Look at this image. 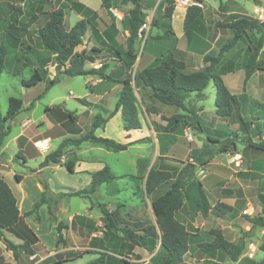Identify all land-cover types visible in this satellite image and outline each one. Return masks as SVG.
<instances>
[{
    "label": "rangeland",
    "instance_id": "rangeland-1",
    "mask_svg": "<svg viewBox=\"0 0 264 264\" xmlns=\"http://www.w3.org/2000/svg\"><path fill=\"white\" fill-rule=\"evenodd\" d=\"M78 1L52 0L44 8V11L63 8L68 29L73 27L76 21L82 17L96 23L99 30H104L111 24L118 25L119 42L116 43L115 47H118L122 53L128 50L129 33L126 30V20L134 7L132 3H125V0H109L111 10H108L103 4L100 8H97L94 2L98 0H86V4L92 8H97V12L94 11L95 15H92V13L85 15V13H79L74 9L73 4ZM173 1L176 8H178L177 10L175 9L176 13L174 12L173 14V17L174 15L175 17H172V20L169 21L163 18V9L167 5L168 0H140L145 23L150 27L144 32L143 37L138 38L135 43V50L139 59L172 51L176 57L185 60L188 72L202 70L205 66L203 56L205 54L216 56L220 47L232 35L230 31L218 28V23L225 21L229 14L235 13L264 21V0H222V2L218 0H203L205 1V4L204 2L202 4L205 12L200 24L197 25L198 30H191L186 33L183 27V20L180 19L181 7H186V5L181 4V0ZM192 1L196 2L197 0ZM37 7L38 0H24L23 2L19 0H0V45L5 40V31L8 23H26L31 15L38 13ZM257 9L263 10V14L258 13ZM115 13H121L122 16L117 17ZM44 22V16L39 14L36 23L30 28V36L22 40L23 45L18 50V53L11 54L6 59V71L0 79V113L2 117L8 111L11 97L21 99L28 107L44 91L46 83H41L34 88H26L22 84V80L30 79L35 70L41 68L40 59L49 58L51 66L55 64L53 54L40 45L37 37L38 29ZM169 25H171V29ZM168 26L170 30L168 34H165V29H168ZM85 39H87V36H85ZM257 40L258 35L254 31H250L242 42L225 54L222 62L226 63L232 60L237 66L236 71L223 77L226 86L231 93L237 95L240 101V108L233 117L223 120L216 115L215 87L213 83H210L206 88L204 91L205 97L201 101L194 94L185 95L186 105L190 109L195 107V117L192 113L174 106L153 102V100L152 103L149 100L142 101V93L137 89L136 94L140 101L138 108L142 114L141 121L145 126L144 130L149 134L151 130L149 122H151L156 132L155 135L152 134V137L158 145L154 146V144H151L150 138H148L145 143L131 146L126 151L112 152L101 146L85 143L84 147H88V149L92 147L93 150L90 152L87 149L85 150L86 152H80L83 156L104 160L114 173L122 177L115 180L111 185V188L117 192L116 196L122 199V202L118 204L112 203L109 209L114 211L118 205H122L123 201L129 203L128 206L123 204L124 206L117 209L120 213L117 221L121 227L128 226L136 230L139 229L138 225L157 226L151 207L152 200L168 190L171 183L180 174L183 173L184 177L188 178L190 172H192L190 174L191 180L185 186V205L176 214L177 220L183 223L188 231L196 235L189 252L185 255L183 264H234L227 254L205 249V244L212 240L210 231L213 229L221 230L224 237L230 242L238 243L241 240L245 242V250L239 259L241 260L239 264H258L264 255L261 250V246L264 244V227L252 228L249 220L263 215V204L260 201V197L264 196V173H261L259 177H255V174L250 172V164L252 161L257 162L259 168L261 166V171L264 172V152L255 151L243 145L249 137L254 142L264 138V134L260 136L258 133V130L264 131V128L261 126V122H258L260 124L256 128H252L247 132L239 120V117L242 116L248 122H256L262 118L264 113V74L253 76L246 91L242 89L244 65L248 55L247 47L250 41L256 43ZM29 45L31 48L27 50ZM106 57H103L100 63L106 64L109 56ZM261 58L264 59V49L261 53ZM135 65L131 71L132 76L137 70ZM95 68L99 67L95 66ZM47 71L46 81L50 80L49 75L54 76L55 73L53 67H48ZM87 78L65 76L60 84L52 87L41 100L35 103L33 109L23 110L14 120L8 123L11 126V132L5 139L4 163H8L11 172L14 171L23 177L32 176L40 182L46 193L44 195L43 192L35 204L43 196L54 198V195L66 192L65 190L82 191L87 189L89 185L84 177L70 175L66 167L64 172L59 175L44 174L36 176L34 174L36 171L34 169L35 162H30L27 166L24 165L22 159H16L17 162L12 163L10 159L16 157L19 152L18 142L14 138L21 132L20 126L26 119H31L32 121V124L27 129V137L30 134L44 133L47 128L43 124L40 125V122L46 114L45 109L48 106L55 105H60L58 109L65 114H63L65 120L63 121L62 129L70 132L73 136L70 139L78 138L90 131L94 119L89 114H82L84 107L73 98L89 96ZM148 95L151 96L150 93ZM253 95H255L257 101L252 99ZM91 99L92 97H88V100ZM101 105L99 104L98 106L101 107ZM147 105L158 107L160 116H150L145 113ZM64 107L77 113L79 117L71 120ZM173 116H177L178 121L169 120ZM103 117L107 118L104 114ZM122 124L123 120L121 116H118L110 120L106 127L97 129L96 136L124 143ZM227 133H233L228 139L237 143L236 150L222 151L223 142L210 143L208 140V136L220 139V137H226ZM60 144L61 141L59 139L58 141L54 140L51 143V147L56 149ZM206 145L215 149L217 155L213 159H209L205 166H202L197 162L196 156ZM48 154L45 153L43 155L47 156ZM235 155L241 158L240 166L232 163ZM69 158L73 159L74 157ZM187 165H189L190 169L187 172H183ZM152 167L167 169L173 176L157 192L149 196L145 193L144 178ZM12 179L11 184L14 186L16 180L14 177ZM25 185L27 188L31 187V180H26ZM45 185H48L49 190H45ZM61 185L65 186L66 189L61 188ZM103 191L101 189V195H104ZM113 196L110 198L112 201L115 200ZM54 199L57 200V198ZM60 201H62L64 210L61 220H66L69 212L83 214L84 210L90 207L89 201L82 197L63 196ZM220 202L232 205L235 208L236 216H233L232 213L227 215L218 213L214 206ZM42 209L45 210V215H43ZM98 211L101 213L100 208H98ZM33 213H35V219L43 221V227L40 232L43 240L52 245L56 241L53 234L57 236L58 232L55 223L50 218L49 203L40 204ZM83 221L84 224H87L85 220ZM85 231L89 237L95 235L93 240L96 243L102 241L105 233L103 226H95L94 222L89 228L86 227ZM63 233L66 235V230H63ZM87 238L84 236L80 241L85 243ZM110 240L115 245V247H112L114 253L128 255L127 253L125 254L126 249L122 247V245H126L125 242H128L127 236L118 233L111 235ZM65 241L70 246L78 243V239L71 232L67 233ZM141 251L144 256H151L150 253ZM156 252L153 253V257Z\"/></svg>",
    "mask_w": 264,
    "mask_h": 264
},
{
    "label": "trees",
    "instance_id": "trees-1",
    "mask_svg": "<svg viewBox=\"0 0 264 264\" xmlns=\"http://www.w3.org/2000/svg\"><path fill=\"white\" fill-rule=\"evenodd\" d=\"M19 1L23 2L24 0ZM101 1L106 9L111 10L109 0ZM218 1L222 2V0ZM51 2L52 0H38V13L31 15L29 20L24 24H18L17 22L8 23L5 31V40L0 45L1 79L2 74L6 71V59L11 54L18 53V50L23 45L22 40L30 36V28L36 23L39 14L44 16L45 22L38 29L37 37L40 45L54 55L55 75L53 79L46 81L48 73L46 66L50 62V60H48L46 63L42 64L40 69L35 70L30 79L22 80V84L26 88L35 87L42 82L46 83L44 91L31 102L28 107L29 109H33L35 103L41 100L52 87L60 84L62 76H69L72 78L98 76L102 79H111V77L106 74L107 65L102 64L100 68L87 69L86 64L94 63L95 56H91L86 51L77 52V48L84 44V38L88 30H91L92 35H96L99 32L96 23L84 17L77 21L72 28L68 29L65 23L66 14L63 8L60 7L52 11H44V8ZM124 2L132 3L134 7L126 20V30L129 33L128 50L123 53L118 51L117 55L120 56L119 58L123 61V69L129 71V73L124 79L118 81L122 85V89L115 105V110L112 113V115L117 112L121 113L123 129L125 131L142 129L138 108L140 101L136 95L137 89L149 90L151 94V103L153 100V102L155 101L164 105L174 106L183 111L192 113L195 117V107L190 109L186 105L185 95L195 94L201 101L205 96L204 91L210 83H213L215 87L216 115L223 120L233 117L240 108V101L237 95L231 93L226 86L223 76L236 71L237 66L232 60L226 63L222 62L225 54L236 47L238 43L242 42L250 31H254L258 35L256 43L250 41L247 47L248 55L244 65L242 87L243 91H246L247 85L253 75L257 72H264V59L261 58V53L264 48V21L235 13L229 14L225 21L218 23V28L230 31L232 36L220 47L216 56L210 54H205L203 56L205 66L202 70L188 72L185 60L176 57L174 52L169 51L166 54H158V57L151 66L143 70H136L135 74L132 76L131 71L138 57L135 50V43L139 38L141 27L145 24V17L140 0H125ZM202 4L203 0H197L193 5L187 7L183 22L184 31L186 33L191 30H198L197 25L200 24L203 17ZM73 6L79 13H85V15L92 13V15H95L94 11L81 3L76 2ZM175 9V2L173 0H168L167 5L163 9V18L169 21L172 20ZM169 26L171 29V25ZM169 26L168 29H165V34H168L170 30ZM115 27V25H112L110 29L104 31L110 42H114L118 33ZM113 31H115V34H112ZM30 48V45L27 46V50H30ZM22 110L23 101L11 97L9 99V108L6 115L2 117L0 113V148L11 130L8 123L14 120ZM145 110L148 115L158 114V110L154 106L151 107L147 105ZM171 119L178 121L177 116H173L169 120ZM239 120L247 132L252 128H256V126L260 124L258 122H261V126L264 128V113L262 118L256 122H248L242 116L239 117ZM107 121L108 119L97 114L90 131L82 134L78 138L63 140L56 151L45 157L44 161L41 163V167L47 166L50 163L61 164L66 167L70 173H73L75 166L74 162L69 161L63 164L61 162L64 155V148L68 144L80 146L85 142H89L112 152H122L126 151L132 145L145 143L148 140V138H144L129 144H122L113 139L96 136L95 131L103 127ZM258 133L260 136H263L262 134H264V131L258 130ZM232 134L233 133H227L226 137H220V139H214L208 136V140L210 143L223 142L222 151L227 152L230 149L236 150L237 143L228 139ZM243 145L249 149L264 152V138H261L258 142H254L249 137ZM216 155L217 151L212 149L209 145H206L197 153L196 160L200 165L205 166L208 160L213 159ZM16 158L24 159L23 152H18ZM189 169L190 167L187 165L183 172H187ZM191 173L192 172H190V174ZM190 174L188 178H185L183 173L180 174L179 177L171 183L168 190L152 200L151 207L155 215L157 226L138 225V230L128 226L121 227L117 221L120 213L117 210L110 211L106 205H99L105 228L104 239L108 240L111 238V235L122 233L128 237L129 243L128 245L126 244V246H128L129 249H134L136 246H139L151 253L157 251L151 260V264H183L185 255L189 252L191 244L194 242V238H196V235L188 231L186 226L176 218V214L181 211L185 205V186L188 181L191 180ZM172 176V173L167 169H156L152 167L145 180L146 195L152 196L161 186L170 181ZM259 176V174H255V177ZM117 178L116 174L106 166L104 169L92 174V181L87 189L70 192L68 194L60 193L59 195H54V198H57V200L53 197L46 198L43 196L42 199L34 205L32 212H35L40 204L49 203L50 218L51 221L55 223L58 232V245L62 244L65 242L63 230H66L68 227L55 216L57 205L61 198L65 195L86 198L88 195L94 194L102 184L110 183ZM16 179L20 181L21 176L16 175ZM46 189L49 190L48 185H45V190ZM45 193L46 192H44V195ZM260 201L263 204V215L249 219L252 228L264 227V196L260 197ZM122 206L123 205H118V208ZM214 208L221 215L232 213L233 216H236L235 208L231 205L220 202L217 203ZM17 225L25 226L27 233L29 232V240L25 241L21 247L25 249L27 253L31 254V245L36 243L38 239L24 224L23 217L20 215L18 201L11 188L3 179H0V240L5 239V231L11 230ZM210 235L212 236V240L205 244L206 250L215 252L220 251L227 254L231 261H239L245 250V242L243 240L238 243L230 242L219 229L211 230ZM158 246L159 248L157 249ZM7 247L16 255L19 246L7 241ZM261 250L264 253V244L261 246ZM87 264L131 263L124 258L120 259L107 253H100L96 259ZM258 264H264V255Z\"/></svg>",
    "mask_w": 264,
    "mask_h": 264
},
{
    "label": "crops",
    "instance_id": "crops-1",
    "mask_svg": "<svg viewBox=\"0 0 264 264\" xmlns=\"http://www.w3.org/2000/svg\"><path fill=\"white\" fill-rule=\"evenodd\" d=\"M85 1L86 0H79L78 3L85 5L87 8L95 12H97L98 7L100 8L102 6L101 0L94 2V5H96L97 8L90 7L88 4H86ZM255 1H258V0H255ZM203 2L205 4V1ZM187 7L188 6L181 7L180 19L183 20V22H184ZM202 7H203V13H204L205 12L204 6L202 5ZM176 10H175V13H176ZM83 18L84 17L78 19L77 21ZM112 25L113 24H111L109 27L105 28L104 30L98 29L99 32L96 35H92L91 30H88L86 34L87 39L84 38V44L77 48V52L86 51L91 56L93 57L95 56L94 63L86 64L87 69L95 68V66H98L100 68L102 65V63L100 62L102 61L103 57L109 56L105 65H107L106 74L110 76L111 79H102L98 76H87L88 77L87 84H88V88L90 92L89 96L85 98L73 97L84 107L82 114H85V115L89 114V116L92 117L93 119H95V116L97 114L102 115V117H103V114L106 115L107 117L106 119H108V121L106 124H104L103 127H106L109 124L110 120L117 118L118 116H121L120 112H117L113 115L112 113L115 110V105L119 99L121 89H122V85L118 81L124 79L129 73V71H125L123 69V61L119 58L120 56L117 55L118 51L121 52L118 47H115L116 45L115 43L119 42V36H118L119 33H117L114 39V42H110L109 38L104 33V31L107 29H110ZM115 28H116V31H119L118 25H116ZM112 34H115V31H113ZM231 36L229 38H231ZM157 57L158 56L156 55H149L145 59H139L138 57L135 68L137 70L146 69L154 63ZM53 58H54V55H53ZM48 60L50 59L49 58L40 59L39 60L40 66H42L43 63H46ZM48 67L50 68L53 67V70L55 71V64L54 66H51V60L46 66V69ZM263 74L264 72H257L253 76L255 75L261 76ZM49 77L51 80L53 79L54 76L49 75ZM64 77L65 76H62L61 81ZM42 83H45V82H42ZM139 91L142 93V96H143L142 101H147V100L151 101L150 96L148 95L149 90L140 89ZM88 97H92V99L88 100ZM252 99L257 101L255 95L252 96ZM80 100H82L83 102ZM255 103L256 105H258L257 102ZM99 104H102L101 107L98 106ZM58 106L55 105L51 107L50 106L46 107L45 109L46 114L40 122V125L43 124L47 128V130L44 133L35 134V135L30 134L29 137H27V133H28L27 129L32 124V121L31 119H26V121H24L20 126L21 132L14 138V140L18 142L17 147H18L19 152L20 151L23 152L24 159L22 160H23L24 165L28 166L30 162H35L34 169H36V171L34 172V174L36 176H41L44 174H58L59 175L64 172L65 167L62 166L61 164L50 163L47 166L41 167V163L44 161L46 157V155H43V154L45 153L50 154L58 149V148L52 149L51 147L52 141L54 140L58 141L59 139L62 143L63 140L68 139V138L70 139V137H73L69 131L66 132L62 129L63 121L65 120V116H64L65 114L62 113L58 109L60 108ZM28 107L23 103V110L25 109L30 110ZM156 108L158 110V114H151L150 116H153V115L160 116V113H159L160 109L158 107ZM65 112L68 114V117L71 120H74L76 117L77 118L79 117L77 113L72 112L68 110L67 108H65ZM145 113H146V110H145ZM139 118L141 121L142 114L140 110H139ZM27 122L29 123L26 126H23V124ZM149 123L151 126V130L149 131V134L145 132L144 130L145 126L142 121H141L142 129L140 130L125 131L123 129V124H122V129H123V134H124V143L122 144H129V143H132V142L144 139V138H150V143L154 144V146H157L158 145L157 142H155L154 138L152 137V134L155 135L156 132L154 130L152 123L151 122ZM91 127H92V124H91ZM96 131H95V135H96ZM46 140L49 141L50 150L47 152H40L36 147V143L38 141H46ZM85 143H89V142H85ZM85 143L81 144L80 146H73L71 144H68L64 148V155L61 159V162L62 164L65 162H69V161L74 162L75 163L74 172L73 173L69 172V174L73 176L79 175L81 177H84L88 185H90L92 181L93 173H96L104 169L106 166L109 167L110 169L111 167L109 166L107 162L99 158H95L91 156H83L80 152H86L85 150L88 149V147H84ZM4 146H5V140L3 142V145L0 148V179H3L11 188L14 196L16 197L18 201L20 215L23 217L24 224L28 227V229H30L35 234L38 241L31 245L30 249L32 250V253L29 254L26 252L25 249L21 247L25 243V241L29 240L30 238L29 232L27 233L25 226L17 225L13 227L11 230L5 231V239L7 241L12 242L16 246H19V248L15 255L12 250L8 249L7 241L5 239L0 240V264H87L88 262L96 259L100 253H107V254L113 255L120 259L124 258L131 264L133 263L151 264L153 253L147 251L146 249L139 247V246H136L134 249H129L128 246L122 245V247L126 249L125 254L127 253L128 255L125 256L121 254H116L112 251V247H115V245L112 244L110 239L106 240L103 237L102 241H98V243H96L93 240L95 235H91L89 237L88 233L85 231L86 227L89 228V226H91L93 222L95 223V226H103L104 228L103 215L98 211L99 205H106V207L109 209L112 203L118 204L122 202V199L116 196L117 194L116 190L111 188V185L113 184L115 180L110 183L102 184L94 194L88 195L86 198H84L89 201L90 207H87L84 210L83 214L69 212V214L67 215L68 218L66 220H61L64 210H63L62 201H60L58 203L59 208L57 207L55 216L57 217L59 221L63 222L68 227L66 229V235L63 233V237L65 239V237L67 236V233L71 232V234L78 239V243H75L74 245L70 246L69 244H66V241H65L64 243L58 245V235L55 236L53 233L52 234L54 236V239H56V241L52 243V245H49L48 243H46L43 240L42 235L40 233L42 230L41 228L43 227V223H42L43 221L35 219V216H34L35 213L32 212V209L35 203L40 198V196L43 194L44 188L40 184V182L37 179H34L32 176L23 177L15 173L14 171L11 172V168L9 167L8 163H4L5 162L4 157H3ZM92 150H93L92 147L88 149V151L90 152ZM69 157H74V158L70 159ZM16 159L17 158L14 157L13 159H10V161L12 163H15L17 162ZM250 168H251L250 172L252 174L261 175V173H264L263 171H261L262 169H260L261 166L259 168V165L257 162L252 161L250 164ZM16 175L21 176L20 181L16 179ZM116 176L118 177L117 179L122 178V177H119L117 174ZM146 176L144 178V186H145ZM13 177L16 180L15 181L16 183L14 186H12L11 184ZM26 180H31L32 182L31 187H28V188L26 187L25 185ZM61 188L66 189L65 186L63 185H61ZM101 189L104 190L103 193L105 196L101 195L100 193ZM65 191L67 193L66 192H60V193L68 194L70 192H75L76 190H70V191L65 190ZM112 195H114L113 197L115 199L113 201L110 199ZM65 196H69V195H65ZM123 204L125 206L129 205V203H127L126 201H123L122 205ZM117 209H115L114 211H116ZM39 211L41 212V210ZM42 212H43V215H45L44 209H42ZM83 220H85L87 224H84ZM104 232H105V228H104ZM84 236L88 238L85 243H82L80 240L83 239ZM128 243L129 241L125 242V244L127 245ZM141 250H143L144 252L150 253L151 256H144ZM240 262L241 260H239L238 262H234V264H239Z\"/></svg>",
    "mask_w": 264,
    "mask_h": 264
},
{
    "label": "built area",
    "instance_id": "built-area-1",
    "mask_svg": "<svg viewBox=\"0 0 264 264\" xmlns=\"http://www.w3.org/2000/svg\"><path fill=\"white\" fill-rule=\"evenodd\" d=\"M181 4L183 5H186V6H190V5H193L194 2L192 0H181ZM258 13H262L263 14V10H260V9H257L256 10ZM117 17H121V13H115ZM150 27V26H149ZM148 25L145 23L141 29H140V32H139V38H142L143 35H144V32L147 30V28L149 29ZM29 122L25 123L24 126H26ZM36 147L37 149L40 151V152H47L50 150V147H49V141H38L36 143ZM232 163H234L236 166H240L241 164V158L240 156L238 155H235L232 159ZM252 256V255H250Z\"/></svg>",
    "mask_w": 264,
    "mask_h": 264
}]
</instances>
